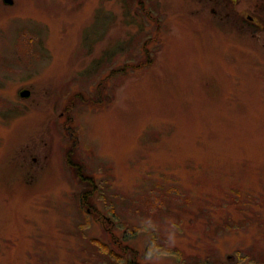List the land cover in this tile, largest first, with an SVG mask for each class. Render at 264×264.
<instances>
[{
	"label": "rangeland",
	"instance_id": "374dc122",
	"mask_svg": "<svg viewBox=\"0 0 264 264\" xmlns=\"http://www.w3.org/2000/svg\"><path fill=\"white\" fill-rule=\"evenodd\" d=\"M13 1L0 0V264H261L264 0ZM145 42L154 63L97 91Z\"/></svg>",
	"mask_w": 264,
	"mask_h": 264
},
{
	"label": "trees",
	"instance_id": "16d2710c",
	"mask_svg": "<svg viewBox=\"0 0 264 264\" xmlns=\"http://www.w3.org/2000/svg\"><path fill=\"white\" fill-rule=\"evenodd\" d=\"M152 7H153L152 9H146L144 7V4H142L141 5V9L138 10V12H136V14L140 18H144V19L146 18V19H149L150 21L154 22L156 27H157V34H158V31H159V28L161 27L162 22L160 20V17L155 15L156 13L153 15L154 11L157 10L156 5L153 4ZM157 12H158L157 15H159V11H157ZM141 14H143L144 17H141ZM156 38H154V39H156ZM147 44H148V42H145L144 45H143L144 59L142 61H140L136 65H134V64H132V65L131 64H125L124 67L120 68L119 70H116V69L112 70L110 72V76H108L105 79H103L100 82V84L97 86V91H99V92L103 91V87L105 86L106 83H108L110 77H112L115 73H119V74L125 76V75H127L126 73L128 72V69H133L135 71H141V70L146 69L149 66H151L154 63V59L151 58V53H150V51L147 48ZM88 102H89V100L86 99L85 104H88ZM77 174H78L79 177H82L81 182L83 184H85L83 192L81 194V201H86L87 200L86 202L87 203H91V205H92L93 204L92 200L97 195V192H98L97 185H95V182H94L92 176L89 177L88 175L82 174L80 169H77ZM93 215H96V211L95 210L93 211ZM99 244H101V242L99 240H97V239H94V240L90 241V245L92 246V248H95V251L90 252V256H92V258L99 256V252H98ZM105 248L107 249V251H106L105 254L104 253L101 254L103 256L104 255H108L109 253H111V250L107 246H105ZM87 249L88 248H86L85 250L87 251ZM165 251L169 252L168 249H166ZM131 254L132 255L134 254L133 257L135 259L132 264H139L138 262H136L138 256L135 253H133V251H132ZM126 258L127 257L125 255V253L121 252L120 254H115L113 256V259L110 258L108 260V262H106L105 264H110V262L113 261V260L114 261L111 264H121V263H123L126 260ZM254 262H255V264H258L256 261H254ZM126 264H127V261H126ZM261 264H264V261H262Z\"/></svg>",
	"mask_w": 264,
	"mask_h": 264
},
{
	"label": "flooded vegetation",
	"instance_id": "af4514ba",
	"mask_svg": "<svg viewBox=\"0 0 264 264\" xmlns=\"http://www.w3.org/2000/svg\"><path fill=\"white\" fill-rule=\"evenodd\" d=\"M248 19H249V20H253V17H252V16H248ZM61 116H63V114H61ZM72 135H74V132L71 133V136H72ZM80 179H82V177H80ZM87 212L92 214V211H91V209H89V208H87ZM97 221H98L101 225H103V223H105V222H107V223H109V224H110V223H113V222L110 220L109 217L106 218L105 216H100V217L97 219Z\"/></svg>",
	"mask_w": 264,
	"mask_h": 264
},
{
	"label": "water",
	"instance_id": "95a60500",
	"mask_svg": "<svg viewBox=\"0 0 264 264\" xmlns=\"http://www.w3.org/2000/svg\"><path fill=\"white\" fill-rule=\"evenodd\" d=\"M4 4H7V5H13L14 4V1L13 0H3ZM31 96V92L28 90V89H25V90H22L20 92V97L22 99H27Z\"/></svg>",
	"mask_w": 264,
	"mask_h": 264
}]
</instances>
